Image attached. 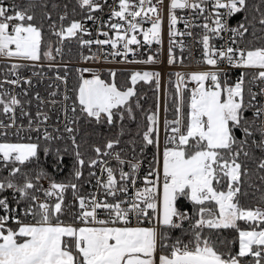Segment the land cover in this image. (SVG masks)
<instances>
[{"label":"snow or ice","instance_id":"snow-or-ice-1","mask_svg":"<svg viewBox=\"0 0 264 264\" xmlns=\"http://www.w3.org/2000/svg\"><path fill=\"white\" fill-rule=\"evenodd\" d=\"M105 6L102 20L95 13ZM163 6L164 0H0V57L15 76L0 80V138H20L0 142V264H264V0H169V64L177 63L173 48H185L176 38L200 28L199 63L207 70L176 73L175 117H165L163 148L159 97L156 110L145 111L136 90L155 80L159 92L158 72H132L128 86H118L113 70L106 81L99 71L78 68L69 89L66 67L55 76L63 92L57 86L47 97L36 92L23 100L5 88L28 97L33 81L19 70L40 61L42 48L51 67L66 41L89 50L79 54L84 64L109 57L156 63L151 55L135 57L145 45H162ZM232 69L240 72L229 83ZM148 147L155 151L141 176ZM65 170L68 177L58 180ZM86 184L92 190L84 193ZM249 190L254 198L260 193L252 207L241 203ZM224 230L238 234L237 250Z\"/></svg>","mask_w":264,"mask_h":264},{"label":"built area","instance_id":"built-area-1","mask_svg":"<svg viewBox=\"0 0 264 264\" xmlns=\"http://www.w3.org/2000/svg\"><path fill=\"white\" fill-rule=\"evenodd\" d=\"M12 0H6V3H11ZM108 4H113V0H108ZM168 4L169 0H164V6H163V27H162V45H158L153 43L151 46H143L141 47L137 54L135 59L139 61L146 60L148 56H154L156 59V63L152 64H146V63H126L122 62V58L116 57L111 58L109 57L107 60H102L99 63H93L89 61L88 64H84L82 61H68L63 60L61 57L57 56L55 61L51 62V67L49 66L50 62L47 59H41L38 62H35L34 65H30L27 67H22L19 70V75L23 78H30L33 81V86L31 87L29 91V96L24 97L22 95V90L19 87L13 88L11 85H5V88L9 91H12L14 94L20 95V98L23 100L31 99L36 92H39L42 97H47L48 92L55 89V87H59L60 91L63 92L64 85H62L59 81L55 80V76L57 74L63 76L65 74V68L67 67V74H68V88L71 89L74 86L73 82V76L70 72L71 69L76 70L78 68H84V67H90L94 71H99L100 74L104 72H109L108 70H113L115 72H135V71H151V72H158L160 74V85H159V105H160V120H161V148H163L164 143V115H165V99H166V81H167V75H172V80L174 81V84L176 86V73H182L185 76L190 75L193 72L197 71H204L207 70V66L203 65L202 63H199V61L202 58V48L199 43L196 42L198 36L197 34L201 33L202 29L200 28H192L190 29L193 32V37H177V40L183 39L185 48L183 51H181L179 45L175 46L173 48V51L175 53V56L177 57V63L169 64V48H170V38H169V27H168ZM96 16L100 17L102 20H107L109 16V10L108 7L105 6V9L102 13H95ZM178 17H187L191 16L190 12H187L185 10H177ZM241 15L238 17L241 19ZM197 23L202 22V20L196 21ZM237 23V18H233L230 20V24L232 26H235ZM87 27H89L93 32V37H95L96 33V26L91 22H87ZM145 28L150 27V24H145ZM177 28L181 31L184 30V24L183 22L178 23ZM89 37H85V39H88ZM103 37H101L102 39ZM227 39V36L225 37ZM225 41L218 40L216 41L217 46L223 44ZM93 52L96 51V46H93L92 49ZM55 55V53H53ZM84 55H90L91 53L87 48L83 49ZM43 57V53H42ZM129 60H132L133 57L129 56ZM183 60L182 63H180V60ZM108 60H111V62H108ZM10 61H8L5 58L0 57V80H3L5 78L12 79L15 78L14 75L9 71V65ZM221 67H226L225 65L221 64ZM240 70L238 69H232L229 71V83H231L233 80L236 79L238 76ZM34 73H38L39 75H34ZM88 78H91L90 76ZM49 85H53V88H49ZM27 87V86H25ZM195 87L194 83L189 82L187 84L188 89H192ZM184 93H188V91H185ZM71 94V92H70ZM30 110L35 113L36 110V102L33 100L32 105L30 106ZM47 110V109H46ZM51 114V113H50ZM57 115L59 113L53 114V120L57 118ZM0 119H6V117L0 116ZM51 122V121H50ZM18 123H23L25 127H27L26 120L20 119ZM4 139H7L11 142H17L19 141V137H13L9 136L7 138H0V142H3ZM139 151V149L137 150ZM145 159H144V165L141 168L140 175L143 176L147 171V166L149 164V161L152 159L153 154L151 153H144ZM97 175H99V172H97ZM95 181L93 180V184ZM47 187V185H45ZM92 190L91 185H86L84 193H87ZM72 197L67 196V201H71Z\"/></svg>","mask_w":264,"mask_h":264},{"label":"trees","instance_id":"trees-1","mask_svg":"<svg viewBox=\"0 0 264 264\" xmlns=\"http://www.w3.org/2000/svg\"><path fill=\"white\" fill-rule=\"evenodd\" d=\"M74 3V0H72ZM253 3L259 4L260 0H252ZM251 15L252 10L249 9L248 13H244L241 15V19L243 18L244 15ZM76 19H80V16H76ZM47 38V37H46ZM44 49L42 48V51ZM80 52H83V49H79L78 46L73 42L69 44L67 41L65 42V49H64V56L62 57L63 60H68V61H79V54ZM72 76H73V82L74 86L77 84V79H78V73L76 70L71 69L70 70ZM117 75L115 77V81L118 86H128V81L130 74L129 72H116ZM101 78L106 80V81H111V77L109 75V72H104L101 74ZM136 90L138 95L140 96V103L143 107V110L145 111H155L156 106H157V97H158V92L156 91V82L153 80L151 83H145V82H139L136 85ZM189 96V93H184V98L185 101H187V98ZM177 100V90L176 86L174 84V81L172 80V75L168 74L167 75V81H166V106H165V115H164V120L165 117L167 119H173L175 117V108L174 105ZM185 112L187 111V108L184 109ZM137 119L140 121L142 125V130L143 126L146 125V120L144 119V113L142 111H137ZM133 128H135V125H132ZM100 132L105 133L107 135V130L105 128H99ZM125 140L128 139V137L124 138ZM97 142H102V139L100 137L96 138ZM139 147L137 148V150ZM154 149L152 147H148L145 152L146 153H154ZM85 175H87V169H85ZM66 177H68V171L65 170L64 173L59 174L57 176L58 180H63ZM87 185V184H86ZM86 185L83 188V192L85 191ZM67 196H71V193H68ZM260 196L259 192L255 193V198L253 197V190H249V195L244 198V200L241 201L242 204L248 207L255 206L258 203V197ZM240 224L241 228H247L246 225ZM15 227V225H13ZM179 233H175L174 235H178ZM223 238L227 239L228 241H235V243L232 245L233 250L238 249V234L235 232V230H224L223 231Z\"/></svg>","mask_w":264,"mask_h":264},{"label":"rangeland","instance_id":"rangeland-1","mask_svg":"<svg viewBox=\"0 0 264 264\" xmlns=\"http://www.w3.org/2000/svg\"><path fill=\"white\" fill-rule=\"evenodd\" d=\"M44 51V50H43ZM43 51H42V53H43ZM43 59H46V58H44V57H42ZM165 105H166V99H165ZM240 224H244V222H240ZM244 225H246V224H244ZM243 225V226H244ZM247 226V225H246ZM248 227V226H247Z\"/></svg>","mask_w":264,"mask_h":264}]
</instances>
